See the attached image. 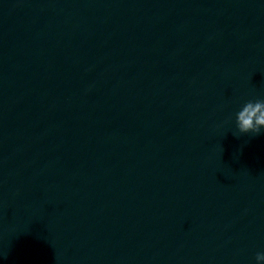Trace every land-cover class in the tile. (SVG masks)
Wrapping results in <instances>:
<instances>
[{
	"label": "clouds",
	"instance_id": "obj_1",
	"mask_svg": "<svg viewBox=\"0 0 264 264\" xmlns=\"http://www.w3.org/2000/svg\"><path fill=\"white\" fill-rule=\"evenodd\" d=\"M236 119L240 133L260 134L261 127H264V100H258L255 104L247 103L237 113Z\"/></svg>",
	"mask_w": 264,
	"mask_h": 264
}]
</instances>
